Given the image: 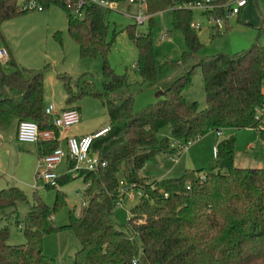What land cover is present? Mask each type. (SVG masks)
Wrapping results in <instances>:
<instances>
[{
    "label": "trees",
    "instance_id": "trees-1",
    "mask_svg": "<svg viewBox=\"0 0 264 264\" xmlns=\"http://www.w3.org/2000/svg\"><path fill=\"white\" fill-rule=\"evenodd\" d=\"M144 1L150 20L156 13H170V30L182 32L187 53L201 50L203 43L192 26L194 12L189 6L204 0ZM37 2L43 8L57 5L65 11L67 32L77 43L81 58L102 55L101 91L89 81L90 74H82L76 81L68 75L59 78L66 91L64 109L77 110L72 105L83 96L95 97L107 108L110 129L90 146V153L98 157V167L77 172L86 184L81 211L76 214L70 209L68 223L58 226L52 214L66 203L64 192L56 190L53 208L34 192L24 219L16 220L25 242L9 244L8 225L0 227V264H57L44 253L43 242L46 234L62 229L70 230L80 244L73 264H264V167L234 163V131L252 129L264 142V42L256 40L233 55L217 53L189 61V69L164 89L161 99L135 111L128 75L118 74L107 59L112 44L107 40L109 9L88 5L79 17L63 0ZM227 2L211 0L213 9L205 14L224 18L227 26ZM26 11L20 9L19 0H0V40L8 50V59L0 61V128L13 119L33 120L40 130L54 129L57 136L44 111L43 72L20 66L1 31L5 21ZM136 27L128 24L126 32L137 50L136 72L142 87L148 88L159 82L169 61L157 63L151 29L144 33ZM214 29V36L221 34L215 25ZM56 36L60 39L59 32ZM195 69L202 75L203 109L184 95ZM166 125H170L171 137H160ZM211 131H228V135L217 143V154L207 171L186 168L178 177L153 182L140 176L150 157L176 155ZM36 145L41 158L60 142L54 139ZM76 176L65 173L55 185L47 183L46 187L63 186ZM121 182L133 184L142 194L131 207L127 222L116 227L111 217L123 196ZM19 202H27L21 189L0 190V223L14 215Z\"/></svg>",
    "mask_w": 264,
    "mask_h": 264
},
{
    "label": "rangeland",
    "instance_id": "rangeland-1",
    "mask_svg": "<svg viewBox=\"0 0 264 264\" xmlns=\"http://www.w3.org/2000/svg\"><path fill=\"white\" fill-rule=\"evenodd\" d=\"M21 7V1L19 0ZM193 23L199 24L197 33L203 47L196 54L187 53L183 34L180 30H170V13L159 12L152 15L143 24H137L138 32L151 29L153 37V51L158 64L168 62L162 70L159 82L148 88L142 87V79L135 69L137 50L128 38L126 27L135 23L133 16L139 13V3H117L109 9V31L107 40L112 42L107 59L118 74H127L130 80V91L134 95L133 108L142 110L146 105L153 104L163 97V91L172 81L189 69L188 62L201 57L217 53L236 54L252 46L256 40L264 42V0H247L246 5L238 15L226 18L227 26L221 29V34L214 36V23L199 10H194ZM136 24V23H135ZM170 30V31H169ZM5 42L20 66L41 70L43 72V104H52V121L56 114L66 107V91L60 75H68L76 81L82 74L92 75L89 81L99 91L103 88L101 54L90 58H81L77 43L67 32L65 11L50 5L43 10L30 9L19 16L5 21L1 25ZM60 33V39L56 33ZM5 46L0 40V47ZM182 54L183 57H182ZM182 57V58H181ZM182 60V61H180ZM179 61V63H178ZM181 62V63H180ZM184 95L189 101H196L200 109L205 107L202 75L195 69L191 82L185 89ZM77 107L79 122L66 129H60L61 147L65 148L64 136L79 135L88 128H96L109 124L107 108L92 96H83L72 105ZM18 120L13 119L8 126L0 128V190L10 186L21 189L26 195L27 202H19L16 211L8 220H3L0 227L8 225L9 244L25 242L21 226L16 220H23L33 193H37L51 208L54 206L56 190L65 194L66 203L53 211L52 217L56 225L62 226L69 221V211L74 209L78 214L85 204L82 196L86 184L82 176L76 172L68 183L56 188L46 187L47 182L36 179L39 156L36 143L20 142L17 139ZM191 142L174 156L159 154L150 157L140 176L153 182L163 178L178 177L187 168L203 169L207 171L211 163L212 147L208 146L210 139L217 141L228 135L223 131L221 135L209 132ZM160 137H171L170 125H166L159 132ZM236 140L235 166L264 167V142L252 129L234 131ZM192 147L189 151L188 149ZM192 166V167H191ZM75 167V162L63 159L55 168V173L62 176L69 168ZM118 178L123 179L122 170ZM139 196L131 189L116 205L112 220L116 227H121L130 216V209L137 203ZM44 253L53 258L57 264H73L74 253L80 244L75 235L68 229L48 233L44 236Z\"/></svg>",
    "mask_w": 264,
    "mask_h": 264
},
{
    "label": "built area",
    "instance_id": "built-area-1",
    "mask_svg": "<svg viewBox=\"0 0 264 264\" xmlns=\"http://www.w3.org/2000/svg\"><path fill=\"white\" fill-rule=\"evenodd\" d=\"M21 10L37 9L43 10V6L37 2V0H20ZM67 5L73 8V12L82 17L85 13V8L88 5H96L104 9H112L116 4L113 0H63ZM137 1L139 3V13L133 16L136 24H143L148 16L145 12V1L144 0H128V3ZM211 0H204L189 7L200 12H207L213 9L210 3ZM247 0H229L224 7L227 8L225 19L230 16L238 15L241 9L246 5ZM213 21L216 28L221 29L224 26V18H213L208 16ZM192 26L197 30L200 25L192 23ZM8 59V50L6 47H0V61L5 62ZM44 111L47 115H51L54 111L52 104L45 106ZM80 120L79 113L76 109H63L56 114L54 119L51 121L54 128L57 130L58 135L54 129L40 130L38 124L33 120H21L18 122L17 127V139L20 142L37 143L38 141H51L57 139L61 142L60 129H66L73 124L78 123ZM108 125L100 127L89 134L80 136H71L65 138V148L59 145L49 154L41 157L38 162L36 179L44 180L45 182L55 185L57 182L58 175L55 173L56 166L63 160L68 159L75 162V167L69 168L67 173L72 175V172L77 173L79 170H95L99 165L98 157L95 154L90 153V146L95 138L105 135L109 131ZM217 135H221V132H216ZM213 156L217 154V147H213ZM73 176V175H72ZM76 176V175H75ZM121 193L124 196L131 189L136 190V195L142 194L141 190L136 189L133 184L127 185L121 182ZM122 196V197H123ZM166 196V194H165Z\"/></svg>",
    "mask_w": 264,
    "mask_h": 264
},
{
    "label": "crops",
    "instance_id": "crops-1",
    "mask_svg": "<svg viewBox=\"0 0 264 264\" xmlns=\"http://www.w3.org/2000/svg\"><path fill=\"white\" fill-rule=\"evenodd\" d=\"M240 13H241V11H240ZM239 13V14H240ZM101 126H99V127H96V128H88V129H86L85 131H82V133H80L79 135H74V134H72L73 136H80V135H84V134H89V133H92L93 131H95L96 129H98V128H100ZM207 134H210V133H207ZM215 134H217L216 132H215ZM221 134H222V132H221ZM66 137H68V136H64V140H65V138ZM222 139V138H221ZM220 140V139H219ZM219 140H217V141H213L212 139H210V141H209V143H208V146H210V147H212V151H213V147L214 146H216L217 145V143L219 142ZM60 145H61V142H60ZM192 149V147H190L188 150L190 151ZM171 156H174V155H171ZM212 158H214V156H213V152H212ZM63 161V160H62ZM212 161V160H211ZM183 165L184 166H186V168L188 167L185 163H183ZM192 167V166H191Z\"/></svg>",
    "mask_w": 264,
    "mask_h": 264
}]
</instances>
